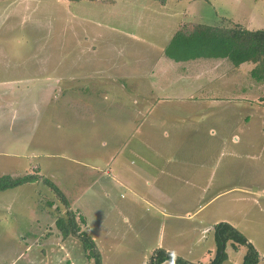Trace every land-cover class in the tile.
<instances>
[{
    "label": "rangeland",
    "instance_id": "rangeland-1",
    "mask_svg": "<svg viewBox=\"0 0 264 264\" xmlns=\"http://www.w3.org/2000/svg\"><path fill=\"white\" fill-rule=\"evenodd\" d=\"M102 1L0 0V176L49 179L84 218L81 230L102 264H146L157 249L207 264L219 222L240 230L260 250L264 82L251 80L250 63L188 60L199 66L196 79H211L220 98L212 119L175 118L153 128L151 120L148 135L144 127L135 129L143 121L130 110L110 112L95 100L91 117H84L67 99L88 102L87 94L53 86L52 78L56 68L75 66L89 45L83 34L100 29L84 18L95 21L101 13V33L114 39V47L130 44L103 27L120 30L113 17L125 14L123 8L102 11ZM186 10L183 22L264 30V0H181L166 12L181 16ZM169 126L176 130L169 133ZM64 212L39 182L0 192V264H92L75 238L63 240L55 228ZM229 247L223 264H239L242 248Z\"/></svg>",
    "mask_w": 264,
    "mask_h": 264
},
{
    "label": "crops",
    "instance_id": "crops-1",
    "mask_svg": "<svg viewBox=\"0 0 264 264\" xmlns=\"http://www.w3.org/2000/svg\"><path fill=\"white\" fill-rule=\"evenodd\" d=\"M174 1L181 0H165L163 4L157 0L102 1L104 2L101 5L102 11L106 7L114 8L119 4L125 13L113 17L116 19L119 17L120 21L114 20L119 23L118 25H123L120 30L103 26L112 30L120 42L130 43L120 50L114 47V39H111L110 35L101 33L103 31L101 25L105 23L101 13L95 21L84 18V23H95L100 29L88 37L83 34L82 39L84 41L89 39V45L87 47L85 44L73 60L75 66L66 70L56 68L52 78L53 86L80 89L81 96L87 94L88 102L80 99L74 102L68 98L69 107L76 106L78 109L76 112H80L87 118L93 113L90 102L92 100L104 104L110 112L111 110L118 112L120 108L130 110L133 118L138 117L140 121H143L135 129L144 127L148 135L150 127L167 126L165 122L171 119H188L194 116L199 119H212V107L214 106L216 110L220 98L211 90L212 82H209L211 79L200 82L196 79L199 77L196 72L198 65L174 62L164 55V48L180 24H198L183 22L187 19V10L183 11L181 16H178L176 12L167 14V7ZM73 2L71 1L72 4ZM71 19H78L73 10H71ZM105 20L108 23L110 19ZM74 39H76V33L73 35ZM72 55L76 56L77 53ZM194 61L196 60L188 62ZM183 69L186 70L183 72L184 76L178 73V71H184ZM235 97L238 103L243 104L244 100H240V96ZM101 115L103 117V114ZM151 120L156 122L149 127ZM169 127V133L176 130L175 127ZM246 239L259 255L258 264H264V239L260 250L251 239ZM229 248L233 252H241L242 248L241 257L243 258L245 252L243 247L235 251L231 246ZM228 258L227 255V260Z\"/></svg>",
    "mask_w": 264,
    "mask_h": 264
},
{
    "label": "trees",
    "instance_id": "trees-1",
    "mask_svg": "<svg viewBox=\"0 0 264 264\" xmlns=\"http://www.w3.org/2000/svg\"><path fill=\"white\" fill-rule=\"evenodd\" d=\"M163 4L165 0H157ZM164 55L174 62L194 59H227L234 66L243 63L252 65L249 77L255 83L264 82V30H246L238 26L228 28L201 24L182 23L164 48ZM41 183L53 195L65 210L64 216L54 220V226L61 238H75L81 246L83 256L92 264H102L100 254L89 235L81 230L85 225L83 217L70 209L64 194L49 180L37 175L0 176V192L12 190L23 185ZM46 204L51 207V201ZM214 243L213 257L207 264H223L227 260L226 246L235 251L245 249L241 264H258L259 255L247 239L235 228L225 222H219L212 228ZM196 264L190 263L162 249L152 252L146 264Z\"/></svg>",
    "mask_w": 264,
    "mask_h": 264
}]
</instances>
